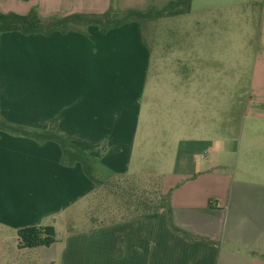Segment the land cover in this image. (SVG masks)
<instances>
[{
	"label": "crops",
	"instance_id": "crops-1",
	"mask_svg": "<svg viewBox=\"0 0 264 264\" xmlns=\"http://www.w3.org/2000/svg\"><path fill=\"white\" fill-rule=\"evenodd\" d=\"M170 1L0 0V11L65 16ZM199 1L160 17L175 28L159 32L157 49L136 21L0 32V119L56 134L94 162L92 179L64 162L56 140L0 128V264H264V144L230 143V111L199 123L200 104L213 101L200 96L218 70L212 56L233 53L228 31L213 29L221 10ZM240 2L258 9L241 48L252 55L249 118L264 119V0ZM111 179L155 184L168 207L117 215V203L99 201ZM94 212L110 217L90 221ZM26 226L52 227L55 241L20 248Z\"/></svg>",
	"mask_w": 264,
	"mask_h": 264
},
{
	"label": "rangeland",
	"instance_id": "rangeland-1",
	"mask_svg": "<svg viewBox=\"0 0 264 264\" xmlns=\"http://www.w3.org/2000/svg\"><path fill=\"white\" fill-rule=\"evenodd\" d=\"M201 1L199 2L201 3ZM210 1H212L211 6H217L221 10V15L218 16L219 20L217 19L214 22L213 29L216 31H228L232 40L233 53L224 56L220 54L212 56L220 60V63L219 61H214V68H218V70L215 69L208 88L200 86V96L209 95L213 101L208 104H200L199 123L216 124L219 120H224L223 112L230 111V143L236 144L252 140L264 144V119H250V110L247 108L248 104L246 103L250 96L252 55L243 54L241 48V45L245 43V36L254 33L258 28V9L253 7L249 10L247 7L248 3L246 5L242 4L240 0ZM185 9L186 6L183 4L175 8L179 12ZM199 15L205 16L206 12L200 11ZM212 24L210 27H212ZM141 28L152 47L157 49L161 45L159 32L163 31L170 34L175 28V22L174 19L160 21V18L149 16L142 21ZM202 29L206 28L203 26ZM248 123H254L257 126V131L253 135L249 133L251 129L248 127ZM154 185L151 183L149 187L148 184L134 181L127 183V180L124 179H111L106 184L100 185L98 190L101 194V200L99 201L108 203L109 208L111 203H117L120 208V212L117 215L125 213L132 208H134V211L137 210V207L143 209V202L150 201L151 204H154L158 201V194L156 189H154ZM144 188L148 189L144 190ZM90 217L104 220L110 216L105 214L101 216L94 212L88 218ZM90 221L93 220L90 218Z\"/></svg>",
	"mask_w": 264,
	"mask_h": 264
},
{
	"label": "trees",
	"instance_id": "trees-1",
	"mask_svg": "<svg viewBox=\"0 0 264 264\" xmlns=\"http://www.w3.org/2000/svg\"><path fill=\"white\" fill-rule=\"evenodd\" d=\"M182 4L188 6L189 0H172L162 8H149L145 11L133 9L113 11L108 8L105 11L98 13H72L65 16L48 17H42L35 7H32L25 14H19L12 11H0V32L18 30L24 34H46L54 30H83L89 25H96L100 31L105 32L111 28L131 21H136L141 25L142 21L149 16L160 18L166 15H174L179 12L176 11L175 8ZM0 128L36 137L38 139L56 140L62 146L64 162H80L88 176L94 179L92 174L93 160L84 152L76 149L56 134L46 131L35 132L26 130L22 126L9 124L2 119H0ZM157 200L158 201L154 204H151L150 201L143 202L145 210L150 212L148 215L152 218L156 217L158 209L163 207L166 203L165 206L168 207V195L158 194ZM17 240L20 248L47 246L55 241V232L53 228L49 226H26L18 229Z\"/></svg>",
	"mask_w": 264,
	"mask_h": 264
}]
</instances>
